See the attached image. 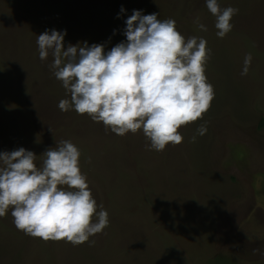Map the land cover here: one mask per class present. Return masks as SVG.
Listing matches in <instances>:
<instances>
[{
  "label": "rangeland",
  "instance_id": "1",
  "mask_svg": "<svg viewBox=\"0 0 264 264\" xmlns=\"http://www.w3.org/2000/svg\"><path fill=\"white\" fill-rule=\"evenodd\" d=\"M217 2L239 9L222 39L206 0H0V152L23 147L42 167L43 152L72 142L97 213L102 206L109 220L73 246L17 230L9 209L0 264H264V0ZM133 9L174 19L186 40L202 37L210 49L211 106L163 151L149 150L142 130L119 136L74 108L61 111L70 93L52 56L39 59L37 35L52 29L66 30L65 48L86 41L110 50L126 40Z\"/></svg>",
  "mask_w": 264,
  "mask_h": 264
},
{
  "label": "clouds",
  "instance_id": "2",
  "mask_svg": "<svg viewBox=\"0 0 264 264\" xmlns=\"http://www.w3.org/2000/svg\"><path fill=\"white\" fill-rule=\"evenodd\" d=\"M206 7L215 17L217 37L224 38L239 9H221L217 0H206ZM124 23L126 40L108 51L103 43L86 41L65 48L66 30H45L36 39L39 59L52 56L49 67L70 93V101L58 103L61 111L74 108L119 136L142 130L149 150L163 151L169 144L182 143L178 129L202 119L211 106L215 92L205 74L210 49L202 37L186 40L174 19L160 20L157 13L133 9ZM196 23L207 31L198 19ZM251 60V53L246 54L242 76ZM206 131L204 125L197 129L199 135ZM43 153L42 167H37L31 150L0 152V217L11 209L17 230L44 241L64 240L73 246L88 242L109 220L102 206L97 213V202L79 167V149L61 140Z\"/></svg>",
  "mask_w": 264,
  "mask_h": 264
}]
</instances>
